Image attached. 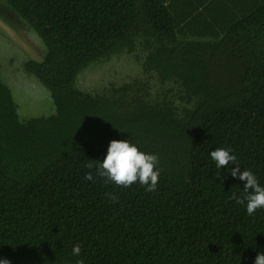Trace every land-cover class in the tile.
<instances>
[{
	"label": "trees",
	"instance_id": "16d2710c",
	"mask_svg": "<svg viewBox=\"0 0 264 264\" xmlns=\"http://www.w3.org/2000/svg\"><path fill=\"white\" fill-rule=\"evenodd\" d=\"M0 1L45 46L25 71L55 108L19 121L0 80V258L254 264L264 209L249 216L231 199L245 182L210 152L231 148L264 186V0ZM124 51L141 60V78L77 87L84 69ZM124 139L158 156L155 191L106 185L95 168L84 179L109 142Z\"/></svg>",
	"mask_w": 264,
	"mask_h": 264
},
{
	"label": "rangeland",
	"instance_id": "374dc122",
	"mask_svg": "<svg viewBox=\"0 0 264 264\" xmlns=\"http://www.w3.org/2000/svg\"><path fill=\"white\" fill-rule=\"evenodd\" d=\"M45 52V46L30 25L0 1V80L9 88L21 122L55 112L48 90L25 71L26 61H40ZM141 63L124 51L84 69L77 76V87L94 92L141 78Z\"/></svg>",
	"mask_w": 264,
	"mask_h": 264
},
{
	"label": "clouds",
	"instance_id": "9594fccd",
	"mask_svg": "<svg viewBox=\"0 0 264 264\" xmlns=\"http://www.w3.org/2000/svg\"><path fill=\"white\" fill-rule=\"evenodd\" d=\"M210 157L215 161L217 169L227 168L229 162L235 165L230 169L233 178L244 181L243 194L237 196L233 193L231 199L236 204H242L246 208L249 216L256 213L258 209H264V186H262L257 175L250 169H243L237 163V157L233 154V150L228 147H219L210 152ZM159 158L156 154H149L141 151L136 144L127 139L111 140L108 144L107 153L103 161H94L87 165L89 172L86 173L85 180H93V172L95 175L103 178L104 183L114 184L118 187L128 188L134 183H139L147 192L156 190L159 182L161 170L157 167ZM110 200H118V196L113 193H105ZM82 246L79 243L73 245L71 254L79 256ZM0 264H10L7 259H0ZM66 264H71L70 261ZM76 264H84L83 259L76 261ZM254 264H264V252L257 253Z\"/></svg>",
	"mask_w": 264,
	"mask_h": 264
},
{
	"label": "water",
	"instance_id": "95a60500",
	"mask_svg": "<svg viewBox=\"0 0 264 264\" xmlns=\"http://www.w3.org/2000/svg\"><path fill=\"white\" fill-rule=\"evenodd\" d=\"M1 259V258H0Z\"/></svg>",
	"mask_w": 264,
	"mask_h": 264
}]
</instances>
